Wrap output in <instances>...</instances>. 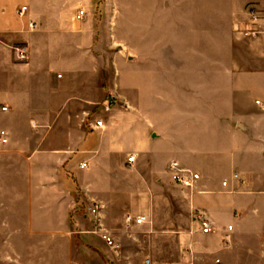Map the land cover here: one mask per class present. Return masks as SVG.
Listing matches in <instances>:
<instances>
[{
  "label": "crops",
  "instance_id": "obj_1",
  "mask_svg": "<svg viewBox=\"0 0 264 264\" xmlns=\"http://www.w3.org/2000/svg\"><path fill=\"white\" fill-rule=\"evenodd\" d=\"M240 1H233L218 31L217 52L209 5L159 6L152 24L129 21L128 51L134 52L126 60L125 85L116 69L100 96L94 86H82L95 70L86 47L92 32L75 21L77 13L62 27L55 0H0V99L11 87L20 100L18 113L45 111V121L29 120L36 133L49 127L27 157V227L20 235L52 246L70 242V217L84 200L115 221L140 217L147 224L165 216L173 234L189 236L182 242L188 264H264V28L247 14L253 8L264 19V0ZM21 7L27 8L23 19L16 15ZM256 29L261 33L253 37ZM24 42L28 60L19 63L13 48ZM23 67L32 69L22 74ZM57 76L64 90L52 86ZM112 97L113 108L103 113L100 106ZM60 109L66 117H59ZM96 119H102V130L91 129ZM50 124L63 126L53 143ZM130 156L135 159L128 165ZM171 163L198 174L196 186H176ZM99 167L127 176L131 211H112L90 188L86 177ZM167 192H174L172 199ZM139 203L142 211L136 210ZM198 212L212 223V233H201ZM59 262L84 264L65 255Z\"/></svg>",
  "mask_w": 264,
  "mask_h": 264
},
{
  "label": "rangeland",
  "instance_id": "obj_2",
  "mask_svg": "<svg viewBox=\"0 0 264 264\" xmlns=\"http://www.w3.org/2000/svg\"><path fill=\"white\" fill-rule=\"evenodd\" d=\"M233 1L236 5L241 2L240 0H55L59 5L56 19L62 27L68 22L72 24V18L79 11H84L86 14L82 22L88 25V30L92 32L91 37L87 39V55L95 71L93 77L87 79L82 86L87 88L94 86L100 96L116 76V69L120 74L121 85H125L126 60L128 54L134 52L128 51V46H132L128 40L129 21L136 25H142L144 22L152 24V21L158 19L159 6L168 8L182 6L184 9H193L209 5L214 13L217 52L219 50L217 40L221 33L218 31L226 25L227 14L234 6ZM55 38L58 40L57 37ZM25 44L28 47V43L24 42ZM134 47L137 48L136 45ZM23 68L22 74L32 69V67ZM60 78L57 76V82L52 84L55 90H64L63 86H60L59 82L63 81ZM48 85L50 87L51 83ZM73 87H75L74 84L72 89ZM53 97L50 96V98ZM59 98L56 102L61 104V97ZM100 98L97 97L99 102ZM19 101L11 87L2 93V99H0V108L7 107L6 112L0 110V132L5 131L8 139L6 144L0 142V264H60L62 255H65L70 262L76 260L84 264H145L147 260L150 264H188L185 261L186 241L184 244L182 242L183 239L188 240L189 236L185 234L182 239L173 234L169 229H172L174 225L171 221H166L165 216L161 217L160 221L153 223L148 221L147 224L136 226L127 225L123 219L115 221L99 215L101 223L99 230L89 215L93 205L90 201L83 200L73 210L69 222L73 227L71 229L73 233L68 243L52 246L46 240L32 241L20 235L19 232L27 227V204L25 203L27 157L37 149L38 140L46 135L49 127H41L36 133V127L32 128L29 120L33 118L45 121L46 117H41L45 111L39 110L42 108H34L38 109V115H22L17 112ZM94 106L90 105L88 109L90 113L94 112ZM49 111L53 113L51 109ZM59 112V117H66V110L60 109ZM91 117L92 114L89 115V118ZM80 125L83 127L82 122ZM49 126L57 134L51 135L53 139L50 142L53 143L56 136L60 139L63 126H52V124ZM75 127L80 128L79 125H71V128ZM74 166L75 164L71 168H75ZM86 180L90 188L108 202L112 211L116 213L131 211L129 188H127L128 178L123 171L99 167L88 174ZM167 193L172 199L174 192ZM94 206L97 205L94 204ZM168 207L160 205L163 209L168 210ZM171 207L172 214L169 213V216L174 218L175 204ZM142 208V204L136 205V210L142 211ZM132 216L135 215L132 213ZM102 234L110 236L115 244L114 248L108 247L102 241Z\"/></svg>",
  "mask_w": 264,
  "mask_h": 264
},
{
  "label": "built area",
  "instance_id": "obj_3",
  "mask_svg": "<svg viewBox=\"0 0 264 264\" xmlns=\"http://www.w3.org/2000/svg\"><path fill=\"white\" fill-rule=\"evenodd\" d=\"M26 12H27V8L26 7H21L20 9L17 10L16 15L19 19H23L26 16ZM247 14L249 17V21L253 24H257L258 22H262V26L264 28V19L262 17L259 16V14L253 9V8H248L247 10ZM85 13L83 11H79L77 13V15L75 16V21L76 22H81L83 21L84 17H85ZM28 27L31 30H34L36 28V25L33 22H28ZM261 32L259 30H253L250 32V34L255 37L258 36ZM13 52L15 54V58L16 61L19 63H23L26 62L28 60V52H27V48L24 45H20L17 46L15 48H13ZM115 99L112 97L111 100H109L108 102L103 103L100 106V110L103 113H109L111 111V109L113 108ZM2 112H6V107H2L0 109ZM104 128V124L102 119H96L93 122V125L91 126L92 130H102ZM0 142L2 144H6L7 143V139H6V134L5 132H0ZM135 157L134 156H130L127 158V164L130 165L134 162ZM86 167V164H80L79 165V169H84ZM168 172L171 178V181L178 187L180 188H187V189H192L196 186V184L199 182L200 177L198 174L192 172L189 169H183L180 168L178 166V164L176 163H171L168 166ZM236 178V176H235ZM222 186H226V182L222 183ZM90 216L93 219L94 225L100 230L101 229V223H100V219H99V207L98 206H94L92 209H90ZM196 220L199 222L200 224V229H201V233L204 235H208L210 233H212L213 231V227H212V223L205 217V215L201 212H198L195 216ZM144 219L140 218V217H136V218H131V217H127L125 219V222L127 225H141L143 224ZM231 227H228V231H231ZM101 239L102 241L110 248H114L115 244L113 242V240L110 238V236L108 234H102L101 235ZM148 263V262H146ZM216 263H218V261H216Z\"/></svg>",
  "mask_w": 264,
  "mask_h": 264
}]
</instances>
